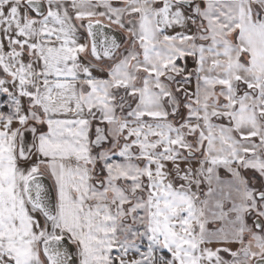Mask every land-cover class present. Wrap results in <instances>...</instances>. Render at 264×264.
I'll list each match as a JSON object with an SVG mask.
<instances>
[{"label":"snow or ice","instance_id":"obj_1","mask_svg":"<svg viewBox=\"0 0 264 264\" xmlns=\"http://www.w3.org/2000/svg\"><path fill=\"white\" fill-rule=\"evenodd\" d=\"M0 264H264V0H0Z\"/></svg>","mask_w":264,"mask_h":264}]
</instances>
